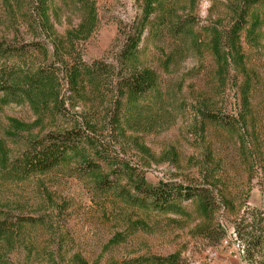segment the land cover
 <instances>
[{
    "label": "rangeland",
    "instance_id": "rangeland-1",
    "mask_svg": "<svg viewBox=\"0 0 264 264\" xmlns=\"http://www.w3.org/2000/svg\"><path fill=\"white\" fill-rule=\"evenodd\" d=\"M83 1L93 4L97 25L78 43L81 59L113 68L100 94L79 98L60 79L61 101L55 112L37 119L27 103L3 104L0 94V135L13 155L27 136L70 130L87 122L103 138L110 159L133 166L149 186L162 182L210 188L215 211L209 220L185 202V215L132 209L112 196L91 189L85 177L64 169L22 183L0 179V210L22 216L21 243L0 264H178L194 261L205 245L217 246L223 228L238 227L244 242L260 238L253 264H264V6L257 43L242 37L244 66L251 78L248 127L235 131L208 122L201 112L234 121L243 112L245 77L228 60L219 73L212 52V31L228 53V35L235 11L245 0H165L151 17L140 42V67L158 78L155 95L140 104L129 124H115L119 54L142 17L143 0H50L57 33L80 23ZM35 0H0V38L15 45L33 40L25 17ZM30 130L17 140L5 136L9 120ZM240 119V118H239ZM11 129V128H10ZM18 141V142H17ZM214 187V188H213ZM252 228V231H250ZM118 243L110 244L113 238Z\"/></svg>",
    "mask_w": 264,
    "mask_h": 264
},
{
    "label": "trees",
    "instance_id": "trees-1",
    "mask_svg": "<svg viewBox=\"0 0 264 264\" xmlns=\"http://www.w3.org/2000/svg\"><path fill=\"white\" fill-rule=\"evenodd\" d=\"M164 3L165 0H143L139 25L128 36L119 54L120 72L114 75L117 87L113 106L115 112L120 114L113 117L115 124L120 121L129 124L141 108L140 104L157 92L156 74L140 67L139 46L144 30L152 22L151 17L163 9ZM82 5L85 10L78 26L59 34L51 20L50 0H35L33 15L25 17L27 30L33 37L31 44L18 46L0 38V94L3 104L27 103L37 119L55 112L61 101L60 75L71 93L79 98L85 99L90 95L97 97L100 94L104 81L113 77V68L99 62L87 64L81 59L78 43L87 40L97 25L94 5L87 1H83ZM258 6H264V0H245L235 11L228 35V53L224 54L221 50V35L212 31V52L220 68L219 73L224 72L231 59L245 77L240 98L243 112L233 122L222 121L211 113L201 112L205 121L222 123L228 130L235 131L239 126L248 127L252 116L251 78L244 66L241 46L243 36L251 45L257 43L263 18ZM9 122L11 125L5 131V136L12 140H17L21 131L30 130L29 126L15 120ZM84 125L65 131L27 136L18 140L22 142V148L16 155L11 153L0 135V179L22 183L66 169L85 177L95 193L115 197L132 209L185 215L184 203L189 202L201 217L211 222L215 211L212 186L192 187L168 182L149 186L142 172L124 162L110 159L107 152L109 148H106L96 127L89 122ZM27 221L22 216H10L0 210V261L21 243ZM234 229L241 239L240 229ZM118 239L113 238L109 243H118ZM245 245L247 258L252 263L253 254L249 251L260 245V238L245 242ZM74 259L76 264H84L78 256ZM164 261L166 264H178L174 257L165 258Z\"/></svg>",
    "mask_w": 264,
    "mask_h": 264
},
{
    "label": "built area",
    "instance_id": "built-area-1",
    "mask_svg": "<svg viewBox=\"0 0 264 264\" xmlns=\"http://www.w3.org/2000/svg\"><path fill=\"white\" fill-rule=\"evenodd\" d=\"M223 230L224 234L217 246L205 245L200 255L188 264H252L247 258L245 242L235 229Z\"/></svg>",
    "mask_w": 264,
    "mask_h": 264
}]
</instances>
